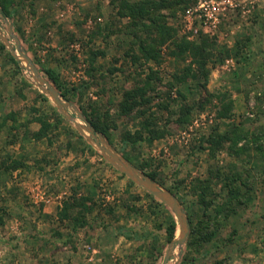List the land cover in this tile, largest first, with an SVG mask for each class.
<instances>
[{
	"label": "rangeland",
	"instance_id": "1",
	"mask_svg": "<svg viewBox=\"0 0 264 264\" xmlns=\"http://www.w3.org/2000/svg\"><path fill=\"white\" fill-rule=\"evenodd\" d=\"M124 1L138 0H9L13 13L0 15V33L15 54L12 36L19 40L42 76L39 67L49 66L67 86H81L73 100L57 90L80 112L99 110L108 126L106 135L98 132L110 149L176 198L185 239L176 241L170 207L106 159L0 40V264H264V0H170L153 14L165 15L176 30L171 38L132 25L120 13ZM201 39L208 43L205 84L176 81L197 62L192 49L169 54L177 50L172 41ZM93 49L104 56L91 62ZM142 50L156 59L146 61ZM136 86L149 102L121 112ZM55 111L56 128L35 139L37 118L53 124ZM67 113L77 118L72 108ZM233 127L259 141L236 155L230 140L216 148ZM12 160L25 166L5 171ZM236 175L240 194L227 202ZM88 196L94 208L86 226L61 223L63 201ZM201 221V235L211 237L187 247ZM152 243L158 259L149 256Z\"/></svg>",
	"mask_w": 264,
	"mask_h": 264
},
{
	"label": "trees",
	"instance_id": "2",
	"mask_svg": "<svg viewBox=\"0 0 264 264\" xmlns=\"http://www.w3.org/2000/svg\"><path fill=\"white\" fill-rule=\"evenodd\" d=\"M169 1L170 0H159V1L138 0L135 2L124 1L123 4L120 6L121 7L120 13H122V15L124 14L130 17L133 20L132 25H137V26L140 25L139 28L141 30H145V31L152 32V33L154 32L159 36L162 35V36L171 38L173 34H175L176 30L173 27L168 26L165 23V15L161 14V17L158 16L160 19H158L156 17L157 15L154 16L153 14V11L155 12V9L173 5ZM8 3H9V0H0V8L3 11L2 15L7 18H10L13 11L8 10L7 8ZM132 34L136 36L135 40H137V38L139 39V36H137L138 33L136 31H132ZM94 36H95L94 34H91L89 39L94 38ZM201 37H204V35H201ZM206 40L207 39H201L199 42L197 43L195 42L191 46H189L187 42L185 41L184 42L181 41L182 43H180L179 41H175V40L172 41L173 45L177 48V50L172 49L169 51V54L182 55L183 53L185 54L186 52L190 51V49H192V51L190 52V54L192 55V61L197 62V67L195 70H193V68L189 64V66H186L181 74L175 77L176 81L180 82L183 80V78H189L191 80H197V81L202 80V84H205L207 75H208V70L205 69V65H204L206 59L208 58V53H207L208 43L206 44ZM139 44H140V41H139ZM4 49H5L4 45L0 43V51ZM143 51L144 50H142V52ZM143 53L147 54L146 56L144 54V59L146 61L149 59H153V60L156 59L155 57L156 55L153 56V54H150L148 52H143ZM98 56H104V53L100 50L93 49L92 52H90L91 62H93ZM117 59L118 58H115V61ZM39 69L42 71L43 76L47 80H49L53 84V86L61 92V94L64 97H67L68 99L73 100V97L75 95H78V92L80 91L81 86H75V87L67 86L66 84H64L65 82L60 78L59 73L54 68L41 65ZM113 71H114V68H112L110 72L112 73ZM148 78L153 79L154 75H149ZM179 94L181 93L179 92ZM125 96L128 97L127 98L128 101L120 103V109H121V112L123 113H126L130 109L135 108V107H142L146 103L149 102V98H147V96L145 95V88H142L141 86L134 87L132 90L126 92ZM181 96H184V95L181 94ZM79 108L82 114L87 118V120L95 128V130L99 131L103 135L107 134L108 125L107 123H105V117L102 118L99 115L101 113L99 110H96L94 106H89V108L88 106L79 107ZM57 114H58L57 111L53 113V118L55 120L53 124L48 121L47 117L39 116L37 120L40 122L41 125L38 130L32 132V136L35 139H40L42 137L48 136V134L56 128L57 123L59 122V118ZM9 115L12 116V113H10ZM153 131L155 130H152V133ZM259 138L260 137L255 136V134H250V133L247 134L246 132H240L238 130H235V127H233L232 133L221 135V137L217 138L215 142L217 146L216 148H220L222 145V142H227L230 140L229 146H228L230 149L229 153L231 155L232 154L236 155L238 153L245 152L246 151L245 149L249 147L251 140L255 143L259 141L258 140ZM241 140H244V143L242 144V146L238 147L237 145ZM24 166H25L24 163L18 160H12V163L8 167L5 166L4 170L9 171L11 169H17L19 167H24ZM237 179H239V176L236 175L230 181L231 188L229 190V196L227 197V202H230L232 199H236L237 197H239V194H240L239 187L240 186L236 184ZM240 185L248 186V184L243 181ZM147 194L153 197V195L149 193ZM90 200H92V198L89 196L80 197L79 199L75 198V200H73L74 201L73 203H70L64 200L63 205L61 206L58 212V218L61 221V223L66 222V221H71L72 228L74 229L78 227L86 226L87 224L86 216L90 214L94 208L93 206L94 203L89 202ZM220 210H221V206L217 209V211L219 212ZM1 220L2 218L0 217V223H1ZM200 224H201L200 228L195 227V226L191 227L189 236L187 238L188 239L187 247H192V245L197 241L200 242V235L202 233V228L205 227L206 223L201 221ZM175 225H176L175 220L171 216L170 223L167 228V241L171 240L174 234V231H175ZM207 233L208 234H206L205 236L201 235L204 238V240L211 237L210 236L211 232H207ZM204 240H201V241H204ZM148 251H149V256L151 258L158 259L160 257L161 251L156 249L155 243L150 244Z\"/></svg>",
	"mask_w": 264,
	"mask_h": 264
},
{
	"label": "water",
	"instance_id": "3",
	"mask_svg": "<svg viewBox=\"0 0 264 264\" xmlns=\"http://www.w3.org/2000/svg\"><path fill=\"white\" fill-rule=\"evenodd\" d=\"M0 15L3 16L2 14ZM12 37L15 40V48L17 51L16 54L12 51V46L9 44V41L0 33V40L8 47L15 58L25 63V67L35 80L36 85L52 98L58 110L65 117L71 120L81 131V133L86 135V137H88V139L97 146L104 157L108 159L120 171L124 172L130 178V180L142 186L145 190H147L149 193H151L160 201L170 207L171 211L177 219V222L179 223L180 230L176 241L179 244L182 243L187 234L188 227L184 211L179 205L176 198L169 192L159 187V185L155 183L151 178L140 173L134 166L123 160L118 154L114 153L105 143L102 135L95 130V128L88 122L85 116L74 105L69 104V102L62 97L59 91L55 87H53L44 76L41 75L31 58H29L24 49L21 48L19 40L15 36ZM67 108H72L77 116L76 119L71 114L67 113ZM171 249L172 247L168 249L166 258L169 255Z\"/></svg>",
	"mask_w": 264,
	"mask_h": 264
},
{
	"label": "built area",
	"instance_id": "4",
	"mask_svg": "<svg viewBox=\"0 0 264 264\" xmlns=\"http://www.w3.org/2000/svg\"><path fill=\"white\" fill-rule=\"evenodd\" d=\"M203 6V4H201ZM208 9V8H207Z\"/></svg>",
	"mask_w": 264,
	"mask_h": 264
}]
</instances>
